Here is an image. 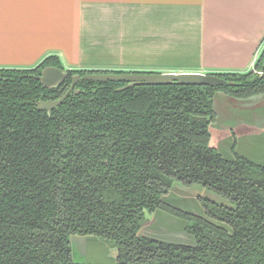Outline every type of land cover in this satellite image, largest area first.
Instances as JSON below:
<instances>
[{"label": "trees", "instance_id": "1", "mask_svg": "<svg viewBox=\"0 0 264 264\" xmlns=\"http://www.w3.org/2000/svg\"><path fill=\"white\" fill-rule=\"evenodd\" d=\"M0 67V264H84L71 235L98 236L117 264H264V161L212 145L215 94L264 98V48L255 71L217 72L233 86L137 85L80 80L47 112L73 74L149 72L67 69L44 88L43 68ZM198 185L229 205L197 197L200 213L164 200L173 185ZM182 222L187 242L140 234L146 214Z\"/></svg>", "mask_w": 264, "mask_h": 264}, {"label": "crops", "instance_id": "2", "mask_svg": "<svg viewBox=\"0 0 264 264\" xmlns=\"http://www.w3.org/2000/svg\"><path fill=\"white\" fill-rule=\"evenodd\" d=\"M263 48L264 0H0V67L247 72Z\"/></svg>", "mask_w": 264, "mask_h": 264}, {"label": "rangeland", "instance_id": "3", "mask_svg": "<svg viewBox=\"0 0 264 264\" xmlns=\"http://www.w3.org/2000/svg\"><path fill=\"white\" fill-rule=\"evenodd\" d=\"M259 100L261 99L244 101L231 98L223 93H216L214 108L217 116L210 125L212 145L226 155L231 154L230 149L233 145L235 150L245 157L255 161H264V101L259 102ZM241 120L255 124L254 126H257L259 131L235 129L234 134H230L229 128L237 125ZM197 197L229 205L226 199L198 185L187 188L175 183L163 198L183 210L199 214ZM146 216L147 220L142 223L140 234L171 242L188 241L183 233L181 221L162 212L146 214ZM69 240L70 255L73 261L84 264H117L118 250L113 243L91 235H71Z\"/></svg>", "mask_w": 264, "mask_h": 264}, {"label": "water", "instance_id": "4", "mask_svg": "<svg viewBox=\"0 0 264 264\" xmlns=\"http://www.w3.org/2000/svg\"><path fill=\"white\" fill-rule=\"evenodd\" d=\"M68 77L67 70H63L54 66H47L42 69L38 76L41 85L44 88L56 87L60 82ZM98 81V82H122L125 85L117 90L121 91L129 87L137 85H204L210 87L233 86L234 82L225 80L215 74H203L196 72H122V73H88L80 75L78 73L71 76V83L66 92L58 99L40 100L37 103V109L50 112L57 105L61 104L67 95L73 91L77 94L79 91L75 89L78 81Z\"/></svg>", "mask_w": 264, "mask_h": 264}, {"label": "built area", "instance_id": "5", "mask_svg": "<svg viewBox=\"0 0 264 264\" xmlns=\"http://www.w3.org/2000/svg\"><path fill=\"white\" fill-rule=\"evenodd\" d=\"M252 70L255 71V58H254V60H253V62H252Z\"/></svg>", "mask_w": 264, "mask_h": 264}]
</instances>
